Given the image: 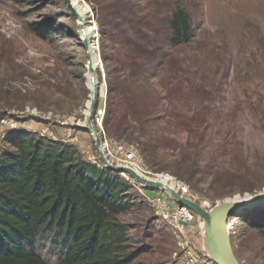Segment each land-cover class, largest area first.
I'll return each instance as SVG.
<instances>
[{"label":"rangeland","instance_id":"obj_1","mask_svg":"<svg viewBox=\"0 0 264 264\" xmlns=\"http://www.w3.org/2000/svg\"><path fill=\"white\" fill-rule=\"evenodd\" d=\"M81 2L91 10L81 21L97 27L93 124L106 139L110 163L173 187L179 182L181 193L206 208L264 189V0H0V154L10 149L9 136L30 132L70 143L103 167L85 129L92 86L82 40L93 26H79ZM176 7L188 13L192 36L171 46L168 23ZM33 23L47 28L52 40L38 37ZM132 27L167 58L140 74L134 107L127 82L136 70L127 61L135 46L125 39L136 36ZM130 111L140 119L137 129L108 137L104 122L114 133L117 119L132 121ZM118 142L138 145L143 155L124 159ZM120 175L131 186L130 209L115 217L125 229V253L136 252L129 264H186L181 245L200 243L198 216L181 234V226L156 211L157 197L176 207L167 193ZM252 209L230 215V239L241 264H264V238L240 215ZM57 239L47 230L37 241L51 264Z\"/></svg>","mask_w":264,"mask_h":264},{"label":"trees","instance_id":"obj_2","mask_svg":"<svg viewBox=\"0 0 264 264\" xmlns=\"http://www.w3.org/2000/svg\"><path fill=\"white\" fill-rule=\"evenodd\" d=\"M30 28L38 37L52 40L47 28L38 23ZM168 29L171 46L191 39L192 25L182 7L172 12ZM137 30L136 36H125L128 45L135 46L127 61L136 70L127 82L131 107L135 106L133 85L140 74L154 62L164 65L167 59L166 52L152 47L150 38L139 37ZM129 114L132 121L117 119L114 133L104 122L108 137L137 129L140 119L134 118V111ZM8 143L10 149L0 154V264H51L37 249L39 236L47 230L58 236L59 250L52 264L132 262L136 252L125 253V229L115 219L131 207L127 197L131 186L125 177L83 159L67 142L19 132L9 136ZM240 215L264 238V208Z\"/></svg>","mask_w":264,"mask_h":264},{"label":"water","instance_id":"obj_3","mask_svg":"<svg viewBox=\"0 0 264 264\" xmlns=\"http://www.w3.org/2000/svg\"><path fill=\"white\" fill-rule=\"evenodd\" d=\"M81 23L83 22L80 20L79 26ZM86 43V39L82 40L84 48H86ZM89 66H92V60L90 59H88ZM89 69L91 70V68ZM96 113L95 103L92 113L87 116V127L85 129L94 137L102 165L108 170L127 175L146 189L160 190L167 193L178 207H186L197 215L201 248L214 264H241L232 247L227 221L236 210L264 207V189L225 199L210 208H206L181 193L178 185L171 187L158 179L139 174L129 166L110 163L100 150L101 137L93 124Z\"/></svg>","mask_w":264,"mask_h":264},{"label":"built area","instance_id":"obj_4","mask_svg":"<svg viewBox=\"0 0 264 264\" xmlns=\"http://www.w3.org/2000/svg\"><path fill=\"white\" fill-rule=\"evenodd\" d=\"M100 137H102V135ZM103 141L105 145L104 150L106 151V152L104 151V154H106L105 157L108 160L107 155L110 156L109 155L110 152L107 148L106 139L103 138ZM116 149L118 153L122 155V157H124V159L132 160L134 157L137 158L140 156L136 147L133 148V147H130L129 145L127 146L126 144H121L120 142L116 144ZM108 161L110 162V160ZM181 189L184 190L183 187ZM154 201L156 202L155 203L156 211L161 216V218H163L167 222L174 223V224H177L178 226H181V229H180L181 234L185 233L186 228H184V225L188 224L193 219L195 214L191 212L189 209H187L186 207H178L177 205L176 207L171 209L165 204V202L160 197L154 198ZM181 247L184 250L183 252H184V257L186 258V264H214L207 257L205 252L202 250L200 243L196 246L194 244H191L190 242H186V244L181 245Z\"/></svg>","mask_w":264,"mask_h":264},{"label":"bare ground","instance_id":"obj_5","mask_svg":"<svg viewBox=\"0 0 264 264\" xmlns=\"http://www.w3.org/2000/svg\"><path fill=\"white\" fill-rule=\"evenodd\" d=\"M76 10L79 13L80 20L82 19V17L86 16V14H89L91 12L90 7H88V5L86 3H82V2H81V4L78 5ZM87 23H89V24H91L93 26L91 28H86V30L84 32V39H86V41H87L85 49L87 51L88 58L90 60H92V66L91 67L89 66V68H91V70L89 69V72H90V75H91V86H92V93H91L92 97H91V102H90V106H89V113H92V111L94 109V106H95V96H96L95 92H96V89H97V87L94 85V82H93V71H94V67H95V63L96 62H95V59L93 58L92 55H94L93 52H94V49H95V47L97 46V43H98V33H97V27H96V25L94 24V22L92 20L88 21ZM84 24H85V22L83 21V23H81V27H83ZM94 56L96 57V55H94ZM98 61L100 63L99 56H98ZM101 114H102V112H99V116ZM101 149L102 148H101V145H100V150ZM101 152L103 153L102 150H101ZM134 170L136 172H138L136 169H134ZM138 173L141 174L140 172H138ZM162 183L167 184L166 182H162ZM176 184L179 185L180 187H183V185L180 184L179 182H176ZM167 185H169V184H167ZM171 187H173V186H171Z\"/></svg>","mask_w":264,"mask_h":264}]
</instances>
